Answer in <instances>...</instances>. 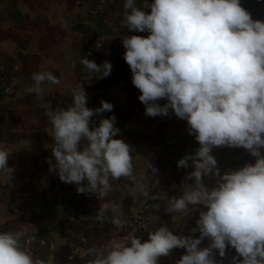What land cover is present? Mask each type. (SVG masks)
<instances>
[{
	"label": "clouds",
	"instance_id": "clouds-1",
	"mask_svg": "<svg viewBox=\"0 0 264 264\" xmlns=\"http://www.w3.org/2000/svg\"><path fill=\"white\" fill-rule=\"evenodd\" d=\"M146 13L136 0H126L125 24L131 32H148L122 39L124 60L132 72V84L140 91L139 101L149 117L175 116L186 120L189 135L200 145L195 156L186 155L178 167L194 171V179L179 198L168 201L166 212L186 213L190 205H200L199 238L180 237L166 226L149 234L147 241L133 236L125 243H109L89 249V264H158L175 248L186 250L177 264H214L212 249L223 257L228 246L235 249L233 264H264V21H254L240 0H154ZM87 81L108 78L112 65H97L83 58ZM29 92L41 95L43 85L60 86L52 72L32 74ZM165 99L167 103H156ZM88 95L81 83L72 90V103L66 108L44 107L53 139L50 171L65 184L76 185L78 194L95 195L99 201L98 219L115 213L118 205L106 198L113 181L133 176V149L114 137L116 117L100 120L90 127L94 116L112 112L111 103L101 101L96 109L87 107ZM82 142L83 146H82ZM243 148L256 157L253 165L225 173L211 190L202 183L209 174L220 176L213 147ZM9 153L0 148V172L11 180L15 169L8 167ZM215 169V172L213 170ZM86 182V183H85ZM148 196L147 191L140 189ZM135 197L136 192L130 190ZM121 228L126 223L113 217ZM27 228L0 232V264H45L22 246ZM193 232L197 229H193ZM210 248L199 249L204 238Z\"/></svg>",
	"mask_w": 264,
	"mask_h": 264
},
{
	"label": "crops",
	"instance_id": "crops-1",
	"mask_svg": "<svg viewBox=\"0 0 264 264\" xmlns=\"http://www.w3.org/2000/svg\"><path fill=\"white\" fill-rule=\"evenodd\" d=\"M100 1L0 0V64L16 71L18 89L14 97L0 89V148L8 151V167L15 169L11 180L0 172V232L27 228L22 243L43 232L46 243L35 259L45 264H89L94 258L88 254L89 249L109 243L127 244L133 236L145 242L161 226L177 236L197 239V220L207 210L190 205L186 213L166 212L169 200L194 186V179H187L195 170L193 162L189 160V166L181 168L178 161L186 155L194 157L200 145L194 135H189L187 121L177 118L171 109L167 116L145 114V105L138 99L141 93L132 84V72L123 58L126 50L122 39L133 35L146 38L149 33L127 28L122 32V26L126 27V0H114L103 14H94ZM153 2L136 0V7L150 13V8L143 5ZM83 58L97 65L110 62L111 77L87 81ZM41 71L52 72L62 83L43 85V93L37 96L28 89L34 83L32 74ZM79 83L88 95L90 109L99 108L101 101L113 105L112 112L94 116L90 127L114 115V127L120 130L114 138L133 149V176L112 182L113 191L106 199L118 207L103 220L97 215L102 201L95 195L78 194L76 185L61 182L47 163L52 159L54 165L55 160L51 152L54 141L46 132L51 125L44 105L50 101L53 110L66 109ZM156 103L163 106L167 101ZM260 151L264 153V148ZM210 155L220 176L202 178L209 190L225 173L256 162V157L243 148L213 147ZM141 188L147 191V197L141 194ZM130 190L136 192L135 197ZM114 216L126 221L123 227L112 223ZM146 217L150 220L144 224L140 220ZM211 244L206 237L198 247L203 250ZM185 254V249L175 248L161 256L158 264H177ZM233 257L237 253L231 246L223 257L214 248L210 255L214 264H233Z\"/></svg>",
	"mask_w": 264,
	"mask_h": 264
},
{
	"label": "built area",
	"instance_id": "built-area-1",
	"mask_svg": "<svg viewBox=\"0 0 264 264\" xmlns=\"http://www.w3.org/2000/svg\"><path fill=\"white\" fill-rule=\"evenodd\" d=\"M114 0H102L96 6L93 11L94 14H103L108 6H110ZM126 31V27L122 26V32ZM111 77V76H109ZM0 89L4 90L8 96L14 97L17 94V84H16V71L5 69L2 64H0ZM150 218L146 217L145 219H141L140 221L144 224L149 222ZM139 221V222H140ZM68 234L67 231L64 233ZM46 243V238L43 232L36 233L29 237L22 243V246L27 250L35 259L38 255L39 248L41 245Z\"/></svg>",
	"mask_w": 264,
	"mask_h": 264
},
{
	"label": "rangeland",
	"instance_id": "rangeland-1",
	"mask_svg": "<svg viewBox=\"0 0 264 264\" xmlns=\"http://www.w3.org/2000/svg\"><path fill=\"white\" fill-rule=\"evenodd\" d=\"M240 4L254 21H264V0H240Z\"/></svg>",
	"mask_w": 264,
	"mask_h": 264
}]
</instances>
